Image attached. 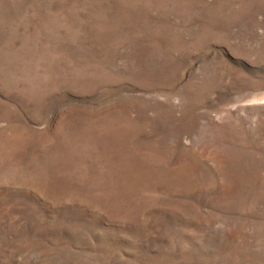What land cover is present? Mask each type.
<instances>
[{"label":"rangeland","instance_id":"obj_1","mask_svg":"<svg viewBox=\"0 0 264 264\" xmlns=\"http://www.w3.org/2000/svg\"><path fill=\"white\" fill-rule=\"evenodd\" d=\"M0 264H264V0H0Z\"/></svg>","mask_w":264,"mask_h":264}]
</instances>
